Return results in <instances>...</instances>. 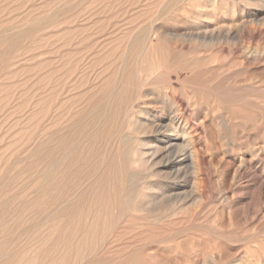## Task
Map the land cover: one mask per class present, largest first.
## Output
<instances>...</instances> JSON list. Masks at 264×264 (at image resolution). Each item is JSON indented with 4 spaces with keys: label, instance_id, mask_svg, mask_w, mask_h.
Wrapping results in <instances>:
<instances>
[{
    "label": "rangeland",
    "instance_id": "374dc122",
    "mask_svg": "<svg viewBox=\"0 0 264 264\" xmlns=\"http://www.w3.org/2000/svg\"><path fill=\"white\" fill-rule=\"evenodd\" d=\"M0 264H264V0H0Z\"/></svg>",
    "mask_w": 264,
    "mask_h": 264
}]
</instances>
